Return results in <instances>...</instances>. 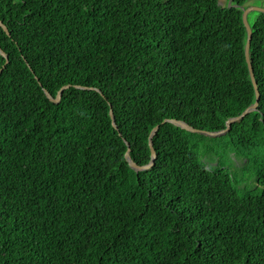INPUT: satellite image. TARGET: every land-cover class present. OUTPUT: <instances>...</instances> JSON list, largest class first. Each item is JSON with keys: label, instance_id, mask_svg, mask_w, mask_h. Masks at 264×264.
I'll list each match as a JSON object with an SVG mask.
<instances>
[{"label": "trees", "instance_id": "16d2710c", "mask_svg": "<svg viewBox=\"0 0 264 264\" xmlns=\"http://www.w3.org/2000/svg\"><path fill=\"white\" fill-rule=\"evenodd\" d=\"M245 2L0 0V264H264Z\"/></svg>", "mask_w": 264, "mask_h": 264}, {"label": "water", "instance_id": "95a60500", "mask_svg": "<svg viewBox=\"0 0 264 264\" xmlns=\"http://www.w3.org/2000/svg\"><path fill=\"white\" fill-rule=\"evenodd\" d=\"M230 1V0H229ZM252 8L251 7H242V21H243V25L245 27V30H246V41H245V44H244V56H245V60L247 62V67H248V72H249V76H250V80L253 84V87H254V93H255V100L254 102L249 105L248 107H246L239 115L237 116H234V117H231L229 119H227L225 121V128L223 130H219V131H205V130H195L194 128H192L191 126H189L188 124H186L185 122L181 121V120H171L173 123L185 128V129H188V130H193V131H198V132H201L205 135H218L220 133H223L226 129H228L229 127V124L233 121H236V120H239L245 113H247L248 111L250 110H253L255 109V107L257 106V103H258V98H259V92H258V89H257V85H256V81L254 79V74H253V70H252V66L250 64V61H249V57H248V49H249V44H250V39H251V28H250V25L247 21V13L251 10ZM1 24V22H0ZM2 25V24H1ZM3 26V25H2ZM4 30L6 31V33H8L7 29L3 26ZM0 54L3 55L5 57V62H7V55L6 53H4V51L2 49H0ZM66 86H62L58 91H57V94L55 97H51V95L46 91L44 90V93L45 95L51 100V101H54V102H57L60 98V94H61V90L62 88H64ZM109 115L111 117V120H112V124L115 126L114 124V121H113V115H112V111L109 109ZM157 128V126H155L150 134H149V137H148V146L150 148V153H151V160L145 164V165H142V166H137L134 162L131 161L130 157H129V153H128V149L126 150L125 152V157L128 159L129 161V165L133 168H149L152 163H153V158L155 157V152H154V149L152 147V141H151V136L153 134V132L155 131V129Z\"/></svg>", "mask_w": 264, "mask_h": 264}, {"label": "rangeland", "instance_id": "374dc122", "mask_svg": "<svg viewBox=\"0 0 264 264\" xmlns=\"http://www.w3.org/2000/svg\"><path fill=\"white\" fill-rule=\"evenodd\" d=\"M229 0H218V4L220 5H227ZM244 7H251L252 9L247 14V21L251 22L256 11H263L264 12V0H246L244 3Z\"/></svg>", "mask_w": 264, "mask_h": 264}]
</instances>
